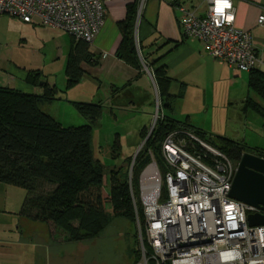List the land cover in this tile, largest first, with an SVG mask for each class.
<instances>
[{"label": "built area", "instance_id": "built-area-1", "mask_svg": "<svg viewBox=\"0 0 264 264\" xmlns=\"http://www.w3.org/2000/svg\"><path fill=\"white\" fill-rule=\"evenodd\" d=\"M206 1L202 15L177 6L182 33L202 42L214 59L230 68L249 72L264 67L251 32L234 25L232 0ZM1 14L92 43L104 23L105 6L102 0H0ZM263 23L264 12L257 18V24ZM158 115L159 103L155 121ZM197 145L203 154L195 150ZM150 157L139 174L143 222L136 215L139 259L134 264H264V225L247 221L248 214L262 212L229 196L237 164L182 128L168 132L162 141L163 177L151 152ZM162 179L167 186L163 199Z\"/></svg>", "mask_w": 264, "mask_h": 264}, {"label": "trees", "instance_id": "trees-1", "mask_svg": "<svg viewBox=\"0 0 264 264\" xmlns=\"http://www.w3.org/2000/svg\"><path fill=\"white\" fill-rule=\"evenodd\" d=\"M137 14L138 0H135L127 5L125 18L118 24L121 41L116 55L139 69L140 48L135 40ZM71 39L65 64L66 89L81 81L84 74L82 63L97 64L89 42ZM28 74L32 77L30 71ZM39 74L32 77V84L39 83ZM153 77L159 100L168 106L165 101L169 97V79L165 71L157 68ZM249 85L264 102V73L257 68L250 70ZM56 91L55 86L50 88L46 82L41 95L0 86V182L24 190L19 214L31 220L52 223L66 234L68 241H90L116 218L124 219L136 228V215L142 223L143 211L137 206L135 212L126 171L121 168L111 171L109 189L106 190L103 169L94 156L93 123L100 116L102 104L74 102L80 114L91 123L64 127L40 108L41 102L58 99L54 96ZM246 107L262 117L264 126V105L249 98ZM160 112L159 103V115L151 131L146 128L140 131V138L145 141L133 162L132 181L150 163V152L154 159L157 155L162 161V141L172 130L186 129L201 141L214 143L206 131ZM218 140L220 144L215 148L235 164L247 151L264 157V151L241 141L227 137H218ZM195 150L204 153L200 145ZM131 157L126 158L127 164ZM133 258L132 264L139 259L135 249Z\"/></svg>", "mask_w": 264, "mask_h": 264}, {"label": "rangeland", "instance_id": "rangeland-1", "mask_svg": "<svg viewBox=\"0 0 264 264\" xmlns=\"http://www.w3.org/2000/svg\"><path fill=\"white\" fill-rule=\"evenodd\" d=\"M8 17L16 19L7 14L0 15V69L7 68L10 62L23 64L32 73V77L41 73L45 79L55 83L58 99L45 104L44 108L64 127L91 123L80 114L74 102L101 103L102 111L93 123L92 145L95 159L103 169L105 189H109L111 171L119 168L126 171L129 182L135 153L143 142L140 131L144 128L150 131L159 103L153 82L144 78L140 82V91L136 87L129 89L135 96L142 97L140 104L128 103L123 93L112 100L106 81H96L98 76H86L75 87L66 89L64 65L70 35L58 29L32 25L43 27L46 32L34 30L25 42L1 20ZM242 94L240 90H233L229 84H224L217 88L214 98L208 99L209 111L206 113L205 107L200 108L192 121L200 123L206 119V127L201 128L208 133L207 137L213 139L214 143L207 141L211 146L218 147V137L228 138L225 135L228 133L238 137L247 146L264 151L263 119L252 108H245ZM250 96L262 102L252 91ZM128 156H132L129 164L125 162ZM155 160L163 177L164 165L157 155ZM132 183L137 206L142 209L139 176H134ZM160 190L163 199L167 192L163 179ZM23 196L22 188L0 182V264H26L32 259H46L50 264L55 261H58L56 264L133 263V252L137 246L136 228L126 220L114 219L99 236L90 241L63 242L60 241L63 232L52 223L27 219L18 214Z\"/></svg>", "mask_w": 264, "mask_h": 264}, {"label": "crops", "instance_id": "crops-1", "mask_svg": "<svg viewBox=\"0 0 264 264\" xmlns=\"http://www.w3.org/2000/svg\"><path fill=\"white\" fill-rule=\"evenodd\" d=\"M102 1L105 6L104 23L89 47L90 51L96 55L97 64L82 63L81 67L84 71L82 79L86 76H98L99 80L96 78V81L100 83L103 80L106 81L105 85L110 90L112 100H116L120 97L119 94L123 93L128 103L140 104L142 97L135 96L129 89L136 87L140 91L141 81L144 78H149L153 82L158 96V88L153 73L157 68H162L169 79V97L165 101L168 106H165L158 96L161 114L179 121H187L200 129L206 127V119L200 123H195L192 119L198 115L197 111L200 108L205 107L206 113L209 111L208 99L214 98L213 94L217 88L223 87L226 83L231 89H238L240 94L243 93L241 100L245 103V108H247L246 101L249 98L264 105L262 99L250 88L249 72L230 68L225 62L214 59L202 42L182 33L178 21L177 6L182 4L196 14L202 15L208 8L206 0H142V2L138 0L135 40L138 48H140L141 67L139 69L116 55V50L121 41L118 24L125 18L127 5L135 0ZM232 3L234 25L251 32L254 46L259 55L264 56V23L262 25L257 24L258 16L264 12V0H232ZM1 20L9 25L12 32L18 33L25 42L34 30L46 32L43 27H32L33 24L24 23L18 19L8 17ZM71 40L70 38L68 48H70ZM259 70L264 73V67H260ZM28 72L29 70L25 65L10 62L7 64V68L0 69V86L41 95L44 92V82H46L48 87L55 86L58 90L56 84L47 78L45 79L41 73L39 83L32 84V77ZM209 91L211 92L210 95ZM250 91L254 92L262 102L250 96ZM57 95L58 92L56 91L54 96L58 98ZM237 98L239 99V97ZM52 101L40 103L41 110L51 116L52 114L44 106ZM225 135L228 138L233 137V139L230 138L232 140L241 141L238 137L230 136L228 133ZM20 216L25 217L21 214ZM64 240L68 241L66 234L62 233L60 241L64 242ZM29 249L31 250V247ZM57 262L55 261L53 264ZM25 263L50 264V261L32 259Z\"/></svg>", "mask_w": 264, "mask_h": 264}, {"label": "water", "instance_id": "water-1", "mask_svg": "<svg viewBox=\"0 0 264 264\" xmlns=\"http://www.w3.org/2000/svg\"><path fill=\"white\" fill-rule=\"evenodd\" d=\"M155 123V120H154ZM154 123L151 129L154 126ZM138 147L135 156L138 154ZM134 156V157H135ZM229 196L262 213H250L247 221L250 226L264 225V157L243 152L236 167Z\"/></svg>", "mask_w": 264, "mask_h": 264}, {"label": "flooded vegetation", "instance_id": "flooded-vegetation-1", "mask_svg": "<svg viewBox=\"0 0 264 264\" xmlns=\"http://www.w3.org/2000/svg\"><path fill=\"white\" fill-rule=\"evenodd\" d=\"M247 152H250V151H247ZM250 153H252V152H250ZM256 155H257V153H255Z\"/></svg>", "mask_w": 264, "mask_h": 264}]
</instances>
